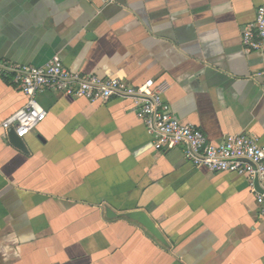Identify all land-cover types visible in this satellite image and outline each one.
<instances>
[{
    "label": "crops",
    "instance_id": "crops-1",
    "mask_svg": "<svg viewBox=\"0 0 264 264\" xmlns=\"http://www.w3.org/2000/svg\"><path fill=\"white\" fill-rule=\"evenodd\" d=\"M264 0H0V59L137 86L166 83L181 123L264 146V46L243 30ZM21 141L2 122L26 97L0 78V264H264L248 181L156 149L131 102L44 91Z\"/></svg>",
    "mask_w": 264,
    "mask_h": 264
},
{
    "label": "built area",
    "instance_id": "built-area-1",
    "mask_svg": "<svg viewBox=\"0 0 264 264\" xmlns=\"http://www.w3.org/2000/svg\"><path fill=\"white\" fill-rule=\"evenodd\" d=\"M240 39L247 52L262 51L264 4L256 9L254 22L243 30ZM0 78L7 79L26 97L24 106L1 124L3 130H13L17 138L23 139L45 120L46 111L36 101L41 92L52 91L93 103L126 100L133 105L156 149L171 151L180 148L184 160L194 168L245 178L255 191V203L264 220V146L243 134L227 136L220 143L209 141L199 129L181 123L172 115L162 97L166 83L147 79L140 85L131 86L120 79L72 72L57 55L40 67L0 59ZM255 180L261 192L256 191Z\"/></svg>",
    "mask_w": 264,
    "mask_h": 264
},
{
    "label": "water",
    "instance_id": "water-1",
    "mask_svg": "<svg viewBox=\"0 0 264 264\" xmlns=\"http://www.w3.org/2000/svg\"><path fill=\"white\" fill-rule=\"evenodd\" d=\"M8 136H9V141L10 143L15 146L16 148L20 149V150H23L24 149V146L22 144V139H19L15 136L14 134V131L13 130H10L8 132ZM254 187L256 189V191L258 192H261L260 188H259V185H258V182L255 180L254 181Z\"/></svg>",
    "mask_w": 264,
    "mask_h": 264
}]
</instances>
